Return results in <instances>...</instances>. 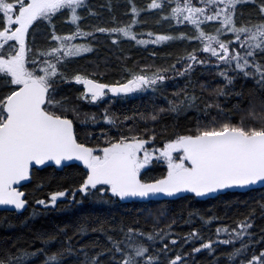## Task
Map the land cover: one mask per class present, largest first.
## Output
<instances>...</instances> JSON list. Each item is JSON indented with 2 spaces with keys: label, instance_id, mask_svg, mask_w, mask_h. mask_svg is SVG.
Wrapping results in <instances>:
<instances>
[{
  "label": "snow or ice",
  "instance_id": "snow-or-ice-1",
  "mask_svg": "<svg viewBox=\"0 0 264 264\" xmlns=\"http://www.w3.org/2000/svg\"><path fill=\"white\" fill-rule=\"evenodd\" d=\"M249 3L256 4V0H151L147 9L158 10L160 20L190 25L191 34L180 32L174 36L148 32L152 38L149 41L138 38L144 34L134 31L136 25L142 23L137 18L144 10L135 4L131 7L134 15L130 22L85 31L80 25L83 19L80 10L89 9L88 0H0V88L6 89L0 93V209L24 210L29 203L25 189L33 180L40 179L38 172L53 166L66 168L72 161H79L83 166L78 188L71 192L67 189L52 191L48 199H38L36 204L45 208L56 206L60 198L67 196L76 201L77 192L82 199L90 197L111 203L134 198L147 202L160 196L177 198L185 193L202 198L225 190L264 188V0L258 4L260 19L255 22L245 19L239 10ZM61 16L71 21L74 30L65 34L56 31L53 21ZM45 22L50 27V46L36 47V27ZM95 33L108 34L113 43L121 37L141 45L195 41L197 47L181 58V69H176L175 64L170 69L184 76L190 75L196 65L215 62L221 69L218 75L225 82L224 88L212 89L216 96L227 95L238 78H251L261 93V111L250 112L252 121L249 123L242 117L233 122L231 110L225 113L213 102L201 108L195 92L183 88L173 93L174 99L167 101V111L180 114L196 108L205 119L197 120L194 129L184 134L174 133L157 145L154 130L149 133L144 129L142 135L129 127L126 134L117 136L102 132L99 141L90 146L79 138L75 124L80 116L78 106L61 94V84L74 81L83 86L77 99L102 103L110 93L157 91L166 87L169 79V69L148 72L147 66L138 72L129 70V78L122 83H104L78 71L69 74L67 66L73 59L93 51L92 43L76 41L95 39ZM197 53H207V57L201 58ZM207 87V84L201 85L202 89ZM213 106L227 118L217 119L211 115ZM146 118L155 121L158 113ZM90 119L96 121L95 116ZM104 119L115 123L107 109ZM161 162L166 163L165 174L149 178V172ZM37 186L43 187V183ZM257 204L264 216V201ZM255 211L252 208L243 219L235 220V226H217L216 240L205 239L201 230L193 229L182 238L179 251H175L177 240L172 237L170 225L168 231L156 227L144 231L133 226L138 220L127 223L121 220L110 229H105L103 224L91 229L102 233L108 242L92 254L86 250L87 245L76 249L73 238L66 233L65 241H59L55 233H39L36 238L42 247L9 251L0 257V264H33L34 261L64 264L65 257L74 254L77 264H195L190 260L192 254L202 249L214 253V244L233 245L232 251L226 254L229 264H233L251 247L264 244V228L258 236L251 231ZM192 215L189 213L190 218ZM201 219L208 225L218 217ZM76 232L85 235L89 228L80 224ZM221 234L227 239H221ZM165 239L170 240L173 247L162 243L156 249L155 243ZM195 241H201L198 247ZM237 241L239 247L234 246ZM56 242L66 246L53 251L51 245ZM189 243L193 244L190 252H184L183 245ZM239 264H264V250L259 254L253 252Z\"/></svg>",
  "mask_w": 264,
  "mask_h": 264
},
{
  "label": "trees",
  "instance_id": "trees-1",
  "mask_svg": "<svg viewBox=\"0 0 264 264\" xmlns=\"http://www.w3.org/2000/svg\"><path fill=\"white\" fill-rule=\"evenodd\" d=\"M150 2L151 0H88L89 9L80 10V15L83 17L80 25L85 31H92L96 27H114L118 24L122 26L132 19L134 14L131 12V7L135 4L138 8L144 9L137 18L142 23H138L134 28L137 33L144 34L138 38L150 41L152 38L147 35L148 32L174 36L179 35L180 32L191 34L190 25H175L174 22L160 20L161 13L158 10L146 8ZM259 2L260 0H256V4H245L239 9L244 13L245 19L250 18L254 22L260 19ZM91 12L96 14L92 15ZM53 23L60 34L74 30V25L64 16L55 18ZM49 32L50 27L46 22L36 27V47L50 46ZM95 37V39L86 38L76 41L77 43H92L93 51L73 59L67 66L69 74L78 71L91 74L93 78L104 83H122L129 78V70L138 72L147 66L148 72L158 68L169 69L167 73L169 79L165 82L167 86L157 91L148 89L144 92L122 96L109 94L102 103H89L77 99L81 90L74 81L70 84H61V94L67 96L71 104L78 106L80 116L75 124L80 134L79 138L89 145L95 144L93 141L99 140L102 132L105 135L117 136L122 133L126 134L124 132H128L129 127L142 135L144 129H148L149 133L154 130L159 140L177 132L184 134L189 129H194L196 121L201 117L205 118L202 112L196 108L180 114L167 111V101L174 99L173 93L183 88H187L189 92H195L199 97L197 104L201 108L205 103L213 102L214 105L218 103L225 113L231 110L233 122L242 117L245 123H249L252 121L249 113L261 111V93L251 78H238L235 86H230V90H227V95L216 96L212 89L224 88L225 82L218 75L221 69L215 66V62L196 65L190 75L184 76L177 75L170 69L173 64L176 69H181V58L186 55L187 51L197 47L195 41L173 40L161 44L149 42L141 45L123 37L117 43H113L108 34L96 33ZM197 54L201 58L207 57V53ZM229 74L232 73L229 72ZM202 84H207V89H202ZM5 90L0 88V93ZM238 92H242L243 95H236ZM236 105L239 107H235ZM160 108L165 111L159 112ZM106 109L108 114L114 117V124L104 119ZM210 112L217 119L227 118L226 115H221L215 106L210 109ZM153 113H158L155 121L146 118ZM92 116L96 117L95 122L90 119ZM126 117L128 119H125ZM82 172L83 168L76 164L62 170L54 167L44 168L38 172L40 179L33 180L25 189L29 201V207L25 212L0 211V257L18 248L34 250L42 247L40 240L36 238L39 233H55L59 241L66 240L64 234L66 233L67 236L73 238L72 242L76 249L87 245L86 250L92 254L108 242L102 233L93 232L91 229L98 228L101 224L105 229H110L121 220L126 223L138 220L139 223L133 226L144 231H152L153 227L168 231L170 225L172 237L177 240L175 251L180 250L182 238L193 229L201 230L205 239L211 237L216 240L215 228L217 226L221 224L235 226L234 221L243 219V216L248 214L252 208L256 211L251 231L258 236L261 228H264V216H261L257 204V201H264V188L247 192H228L207 200H197L187 195L176 200L148 202L129 200L102 203L90 197L82 199L81 194L77 192L76 201H73L70 196L62 197L56 206L47 208L35 203L38 199H48L52 191L67 189L71 192L78 188ZM151 172L153 174L149 178L165 174L159 167H153ZM39 183H43V187H38ZM189 213H193L191 218ZM212 216L218 219L205 225L201 217L207 219ZM80 224L88 226L87 234L80 235L76 232ZM60 229L64 232H60ZM220 238L227 239V236L221 234ZM162 243H169V247H173L170 240L165 239L163 242L155 243L156 249H159ZM200 243L201 241H195V246L198 247ZM65 246L66 244L56 242L51 245V248L55 251ZM192 246L191 243L183 245V251L190 252ZM234 246L239 247V242H235ZM214 247L216 249L214 253L209 254L207 250L202 249L200 253H193L190 260H193L195 264H229L226 254L232 251L233 245L214 244ZM261 250H264V244H256L244 256L237 257L233 264H239L241 259L250 258L253 252L259 254ZM33 264H39V261H34ZM64 264H77L75 254L66 256Z\"/></svg>",
  "mask_w": 264,
  "mask_h": 264
},
{
  "label": "water",
  "instance_id": "water-1",
  "mask_svg": "<svg viewBox=\"0 0 264 264\" xmlns=\"http://www.w3.org/2000/svg\"><path fill=\"white\" fill-rule=\"evenodd\" d=\"M68 163H69V165L76 164V165H78V166H80V167L83 168V166L80 164L79 161H72V162H68ZM53 167L56 168L57 170H62V169H63V168H61L60 166H53ZM43 169H44V168H43ZM259 188H260V187H257V188H254V189H259ZM247 191H249V190H225V191L222 192V193L210 194L208 197H202V198L194 197L193 194L185 193V194H183L182 197H185V196H187V195H191V196H193L194 198H196L197 200H207V199L215 198V197H217V196H219V195H222V194H225V193H228V192H247ZM26 196H27V193H26ZM178 198H181V197L172 198V197H164V196H160V197L152 198V199L149 200V201L176 200V199H178ZM132 200H135V201H137V202H142V201H140L139 199H136V198H134V199H132ZM147 202H148V201H147ZM28 207H29V203H28V205L26 206V208H25L24 210H14V211L17 212V213H23V212H25V211L27 210ZM0 211H4V210H3V209H0Z\"/></svg>",
  "mask_w": 264,
  "mask_h": 264
},
{
  "label": "rangeland",
  "instance_id": "rangeland-1",
  "mask_svg": "<svg viewBox=\"0 0 264 264\" xmlns=\"http://www.w3.org/2000/svg\"><path fill=\"white\" fill-rule=\"evenodd\" d=\"M84 54H88V53H84ZM81 73H83V72H81ZM210 82L212 83V81H210ZM77 86L80 87L81 91H83V86L82 85L77 84ZM204 119H205L204 117L200 118L201 121H203ZM155 167H159L163 173L166 172V163L161 162L160 164L156 165Z\"/></svg>",
  "mask_w": 264,
  "mask_h": 264
},
{
  "label": "flooded vegetation",
  "instance_id": "flooded-vegetation-1",
  "mask_svg": "<svg viewBox=\"0 0 264 264\" xmlns=\"http://www.w3.org/2000/svg\"><path fill=\"white\" fill-rule=\"evenodd\" d=\"M111 94V93H110ZM130 94H133V93H130ZM112 96H122V95H125V94H119V95H115V94H111ZM128 95V94H127ZM105 98V97H104ZM103 98V100H105ZM115 133V132H114ZM124 133H127V132H124ZM97 142L99 141V140H96ZM96 141H93V143H96ZM156 143H157V145H159V144H161L162 143V140H159V139H157L156 138ZM91 146V145H90ZM155 167V166H154ZM153 173L151 172H149V174H148V177L150 176V175H152Z\"/></svg>",
  "mask_w": 264,
  "mask_h": 264
}]
</instances>
